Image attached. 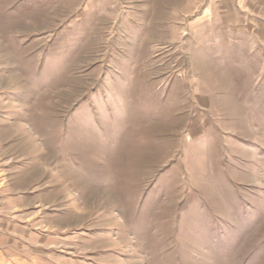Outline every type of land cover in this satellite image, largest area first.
Instances as JSON below:
<instances>
[{"label": "rangeland", "instance_id": "1", "mask_svg": "<svg viewBox=\"0 0 264 264\" xmlns=\"http://www.w3.org/2000/svg\"><path fill=\"white\" fill-rule=\"evenodd\" d=\"M1 219L37 263L264 264V0H0Z\"/></svg>", "mask_w": 264, "mask_h": 264}, {"label": "crops", "instance_id": "2", "mask_svg": "<svg viewBox=\"0 0 264 264\" xmlns=\"http://www.w3.org/2000/svg\"><path fill=\"white\" fill-rule=\"evenodd\" d=\"M43 240L38 234L10 225L8 221L0 220V264H43L33 262V246H42L33 243L32 239ZM41 243V242H40ZM43 247V246H42ZM41 248V247H40Z\"/></svg>", "mask_w": 264, "mask_h": 264}]
</instances>
